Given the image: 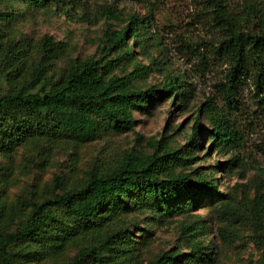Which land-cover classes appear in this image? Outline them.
Returning <instances> with one entry per match:
<instances>
[{
  "label": "rangeland",
  "instance_id": "obj_1",
  "mask_svg": "<svg viewBox=\"0 0 264 264\" xmlns=\"http://www.w3.org/2000/svg\"><path fill=\"white\" fill-rule=\"evenodd\" d=\"M241 2L227 0L236 10ZM0 10L11 13L4 31L23 45L25 54L0 52V95L16 92L21 84L30 82L31 69L39 63L45 76L56 81L74 59L99 57L104 32L120 30L132 15L138 18V36L133 38L127 31L125 38L133 57L114 72L121 75L135 66H145L144 73L133 79L134 86L162 90L164 78H175L183 93L182 98L173 91L152 95L145 105L132 109L131 129L104 125L98 136L85 141L34 137L11 154H0V204L14 217H10L12 221L6 218L10 228L19 222L15 213L20 212L23 200L38 202L62 194L91 173L113 170L130 155L151 153L154 140L164 139L169 146L180 148L195 125L192 160L171 167L184 174H203L226 195L205 197L186 211L171 214L164 209L157 213L137 197L126 206L111 203L104 213L107 225L83 230L66 242L61 253L49 249L43 258L22 264H70L78 248L93 239L91 232L115 227L130 240L131 264H150L161 253L173 250L180 254L176 264H264L262 248L253 241L250 220L255 193L264 190V107L249 80L234 101L225 98L222 82L228 65L212 53L219 37L207 0H79L67 13L58 11L52 2L36 6L26 0H0ZM43 37L51 38L57 46L55 57H46ZM39 86L33 82L28 89L35 92ZM202 102L207 105L200 106ZM213 112L222 113L235 130L234 147H214L209 137L213 130L209 114ZM230 158L236 160L229 167ZM55 178L61 188L55 185ZM261 220L264 225V215ZM194 244L202 250L196 260L191 256ZM122 259L120 256L115 262Z\"/></svg>",
  "mask_w": 264,
  "mask_h": 264
},
{
  "label": "trees",
  "instance_id": "obj_2",
  "mask_svg": "<svg viewBox=\"0 0 264 264\" xmlns=\"http://www.w3.org/2000/svg\"><path fill=\"white\" fill-rule=\"evenodd\" d=\"M26 1L36 6L52 2L58 11L67 13L68 8H73L79 0ZM207 5L219 37L212 46V53L228 65L226 79L222 82L225 98L228 102L234 101L249 80L259 104L264 107V0H242L237 10L231 9L227 0H207ZM10 16L11 13L0 10V52L25 56L23 45L7 37L4 31L11 21ZM137 22L138 18L132 15L120 30H106L101 55L74 59L60 79L50 81L39 63L30 71V82L21 84L16 92L0 95V154L9 155L34 137H71L85 141L98 136L104 125L131 129L134 123L132 109L145 105L152 95L173 91L182 98L181 87L175 78H164L162 90L153 86L145 89L134 86L133 79L144 73L145 66H135L131 72L121 75L114 72L124 60L133 57L125 35L130 31L133 38L138 36ZM42 48L47 58L57 55V46L51 38L43 37ZM33 82L40 86L30 92L28 87ZM202 105L206 106L207 102ZM209 122L213 129L209 137L214 147L223 150L234 147L236 132L224 115L210 113ZM197 130L195 125L186 144L180 148L169 146L164 139L154 140L151 153L130 155L113 170L91 173L83 183L62 194L54 193L38 202L23 200L20 212L15 213L19 222L13 229L6 218L14 217L0 204V264L38 260L49 249L61 253L66 242L83 230H98L107 225L109 219L104 213L111 203L126 206L137 197L150 204L153 211L160 213L164 209L171 214L186 211L205 197L226 196L219 193L203 174L197 171L184 174L171 167L174 163L185 165L192 160ZM235 160L230 158L227 166H232ZM55 185L61 188L58 178H55ZM263 192L257 189L255 193L250 220L255 231L253 241L262 248L264 263ZM90 234L93 239L78 248L70 264L133 262L130 240L120 228ZM191 249L192 258L201 257L199 246L194 244ZM179 255L174 250L165 251L150 264H176ZM120 256L122 261L115 262Z\"/></svg>",
  "mask_w": 264,
  "mask_h": 264
}]
</instances>
